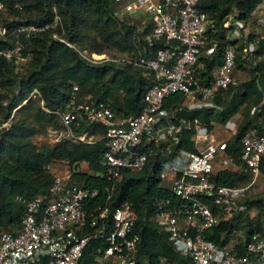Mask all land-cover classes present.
Wrapping results in <instances>:
<instances>
[{"label":"built area","instance_id":"obj_1","mask_svg":"<svg viewBox=\"0 0 264 264\" xmlns=\"http://www.w3.org/2000/svg\"><path fill=\"white\" fill-rule=\"evenodd\" d=\"M108 1L116 5L118 15H140L148 21L149 29L141 35L147 51L143 55L108 58L81 53L62 37L64 29L54 8L49 22L34 25L25 23L19 0H0V61L15 73H23L31 59L32 37L48 31L51 40L74 49L85 62L128 65L149 83L135 115L116 114L107 105L87 102L78 96L76 86L71 87L63 108L52 113L67 131V139L86 145L101 141L103 173L87 174L103 178L106 185L100 189L79 185L72 180L75 168L59 162L46 165L52 176L45 192L30 199L15 198L24 205V212L15 230L0 231V264H147L137 257L131 203L122 198L114 204V190L125 172L140 173L155 164L159 187L170 197L154 201L152 220L176 254L191 264H264V239L257 234L245 241L239 231L225 246L204 236L218 221L237 216L244 200L264 192V172L260 171L264 122L243 132L236 159L226 153V145L237 128V114L207 123L179 116L219 109L216 99L236 86L235 54L253 61L261 41L264 60V36L248 40L247 24L235 20L234 13L221 25L226 37L216 40V29L200 8L202 0ZM257 17L256 26L264 28L263 18L252 12L251 20ZM225 40L233 44L220 45ZM218 54L221 64L202 83L196 70H203L204 60ZM173 97L177 98L169 105ZM81 124L100 131L87 129L75 135L72 129ZM185 132L191 134L193 152L181 144ZM62 166L65 169L59 170ZM220 171L247 175L248 180L220 186L214 182ZM243 241L239 255L234 246Z\"/></svg>","mask_w":264,"mask_h":264},{"label":"trees","instance_id":"obj_2","mask_svg":"<svg viewBox=\"0 0 264 264\" xmlns=\"http://www.w3.org/2000/svg\"><path fill=\"white\" fill-rule=\"evenodd\" d=\"M263 1L202 0L200 8L216 29L214 38L224 40L227 31L221 25L226 18L237 13L233 16L234 19L248 24L252 12L260 14ZM19 2L22 4L25 23L34 25L49 22L52 16L51 8H54L55 14L64 22L62 37L72 45L85 44L90 53L101 54L104 49L118 53L138 50L142 55L147 52L144 51L141 35L134 38V26L126 23L125 18L133 16L118 15L116 13L118 8L108 0H19ZM262 18L264 20V16ZM255 37L256 35L250 33L248 40ZM223 43L233 44L230 40H225L220 45H224ZM257 46V53H260L261 41ZM29 51L31 59L25 77L13 73L7 64L0 61V87L18 92L17 99L12 93L4 92L3 96H0V98L10 96L5 106L3 121L8 119L11 111L20 105L31 91L35 90L37 95L16 111L7 130L0 129V231H13L19 226L24 205L17 202L16 197L30 199L45 192L52 176V173L46 170V165L59 162L69 169H76L82 164L86 172L73 173L72 180L75 183L99 189L106 185L103 178L87 174L103 173V168L99 164L102 156L101 141L86 145L62 138L52 147L41 146L36 149L26 139L34 132L33 126L32 129L29 127L30 121L42 129L48 126L57 127L59 121L52 112L63 108L72 86L78 88V96L87 98V102L107 105L116 114L135 115L140 109L139 100L149 86L148 81L128 65L119 63L91 65L85 62L74 49L51 40L48 31L32 37ZM215 57L220 65L221 55ZM238 64V67H241L239 62ZM248 71L250 80L238 85L237 91L229 100V106L224 108L222 113L216 116L206 111L179 114L188 119L197 118L204 123L210 119L223 122L237 106L244 102L248 103L240 123L226 145V153L236 159L240 153V136L248 128L256 126L257 119L261 118L264 121V60H260L257 68L251 66ZM255 71L260 72V78L255 76ZM176 98H170L169 105L173 104ZM261 100L263 103L260 110L249 117L250 107ZM87 129L89 133L100 131L93 125L81 124L73 128L72 132L77 135ZM190 136L189 132H185L181 136V144L186 150L193 152L194 149L189 142ZM158 170L155 164L140 173L125 172L114 190V204L116 200L122 198H127L131 203L134 233L138 236L137 257L140 260H145L147 264H158L159 260H162L163 264H191L187 258L173 251L166 234L160 231L152 220L154 201L170 197L168 192L159 187ZM260 171L264 172V160L260 163ZM247 180V175L227 171H220L214 176L217 185L228 187L240 185ZM98 201L100 200L97 199L95 202ZM242 207L243 210L237 215L234 225L228 221H218L204 233L205 238L218 246L227 245L234 231H241L245 241L253 233L264 239V227L259 224L258 218V215H264V192L244 200ZM252 210L257 213L254 221L248 216ZM245 241L234 246L239 255L243 254Z\"/></svg>","mask_w":264,"mask_h":264},{"label":"rangeland","instance_id":"obj_3","mask_svg":"<svg viewBox=\"0 0 264 264\" xmlns=\"http://www.w3.org/2000/svg\"><path fill=\"white\" fill-rule=\"evenodd\" d=\"M260 11L261 12L258 15L261 16V17H263L264 16V1H263V4H262V9ZM258 18L259 17H257L255 20L252 21V22H254L252 24H254L255 26H256L255 21ZM125 20H126V23L128 25L134 26V34H133L134 35V38H135V36L137 38L139 35H142L143 33L147 32L148 29H149L148 21L146 20V18H144V17H142L140 15L139 16H133V17H127V18H125ZM61 25L63 26L64 25V22L61 21ZM225 37H226V34H225ZM73 45H74V48L77 51H79L81 53H84V54H90V51L88 50V47L85 44L75 43ZM101 54H104L108 58H119L121 56H127V57H130V58H134L137 55H140L141 53H139L138 50L137 51L130 52V53H118V52L112 51L110 49H104V50H102V53ZM28 65H29V63L26 65V68L28 67ZM26 68L23 71V73L18 74V76H24L25 77V75L27 73ZM12 72L15 73L13 70H12ZM9 77H11V76H9ZM232 90H235V89H232ZM12 91H13V89L10 90V91H8V89L1 88L0 87V96H3L4 92L5 93H9V94L12 93V95L13 96H16L15 98L17 99L18 98L17 97V95H18L17 90H14L13 92ZM34 91L35 90L31 91L27 95L26 99L23 100V101H21L20 105H18L16 108H14L11 111L10 116L5 121L2 120V117L5 114V106L7 105L8 101L10 99L9 98L10 96H8L7 98H5V97L4 98H0V121H2V123H0V129L5 128L7 130L10 127L11 120L14 119V116H15L16 111H18L22 106H24L25 103L29 99L32 100V99H34L37 96L36 93H34ZM29 123H30V126L29 127L31 129H32V126H33L34 132L31 135L27 136L26 139L36 149H38L41 146L52 147L55 144H57V142L60 139L67 137V131L65 129H63L60 124L57 125V127H50V126H48V127H46V129H42L39 126H37L36 124L32 123V121H30ZM226 136H228V135L226 134ZM226 136H223V137L222 136H219L218 138L219 139H222V138H224ZM64 169H65V167H63V166L62 167H59V170H64ZM75 170L76 171H79V172H81V171L82 172L83 171L86 172V168L82 164L78 165ZM259 193H262V192H258L257 194H259ZM256 214L257 213L255 211H253V210L250 211L248 213V216H249L250 220L254 221L255 220V217H256ZM236 217L237 216L229 217V219L227 221L229 223H231L232 225H234V223H236V221H237ZM258 218H259V224H261V226L264 227V215H262V216L258 215ZM238 232L239 231L232 232L229 238L235 240L234 237H235V235Z\"/></svg>","mask_w":264,"mask_h":264},{"label":"crops","instance_id":"obj_4","mask_svg":"<svg viewBox=\"0 0 264 264\" xmlns=\"http://www.w3.org/2000/svg\"><path fill=\"white\" fill-rule=\"evenodd\" d=\"M155 1H157V0H155ZM251 21L252 20L250 18V20L248 22V24L250 26L247 24L248 28H249V32L252 33L253 35L258 36V37L259 36H264V28H259V27L255 26L254 24H252ZM260 54H261V52L254 54L253 61L252 60L251 61H246L244 59H241L240 54L236 53L235 54V65H234V75H235V78H236V86L229 88L224 94H222L220 96V97H222V98H220V100L216 99V102H217V105H218L219 109H216L214 111H212V110H209V111H207V110H198V111L210 112L211 115L213 114V116H216V115L222 113L224 108L229 106V100H231V98L233 97V95L237 91L238 85H240L242 83H245L248 80H250V74H249L248 70L251 68V66L254 67V68L258 67L259 62H260V60L262 58ZM204 62H205L204 69L203 70H199V71L196 70V71H197V76L200 78L201 82L205 84L209 80V72L214 67L218 66V60L216 59V57H214V58H212L210 60L205 59ZM238 62L241 64V67H238V65H239ZM259 73H260L259 71H255L254 72L255 76L258 77V78H260ZM232 89H235V90H232ZM260 103H263L262 100L259 103H257V104H255V105L250 107L249 112H248L249 113V117L253 116L256 111L260 110L259 108H260L261 105L258 108H256V106L258 104H260ZM247 104L248 103L244 102V103L240 104L239 106H237V109L235 111H233L231 114L227 115L225 120L229 119L234 114H237L239 116L238 123H240V121H241V119L243 117L244 109L247 106ZM208 121L220 122V121H214V119L213 120L210 119ZM261 122L262 123L264 122V121L261 120V118L257 119V123L261 124Z\"/></svg>","mask_w":264,"mask_h":264}]
</instances>
